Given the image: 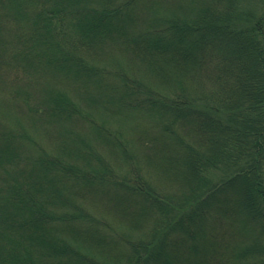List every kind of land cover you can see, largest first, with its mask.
Listing matches in <instances>:
<instances>
[{
  "label": "trees",
  "instance_id": "trees-1",
  "mask_svg": "<svg viewBox=\"0 0 264 264\" xmlns=\"http://www.w3.org/2000/svg\"><path fill=\"white\" fill-rule=\"evenodd\" d=\"M0 264H264V0H0Z\"/></svg>",
  "mask_w": 264,
  "mask_h": 264
},
{
  "label": "rangeland",
  "instance_id": "rangeland-1",
  "mask_svg": "<svg viewBox=\"0 0 264 264\" xmlns=\"http://www.w3.org/2000/svg\"><path fill=\"white\" fill-rule=\"evenodd\" d=\"M227 177V173H222L219 171H214L212 174V180L214 182H219Z\"/></svg>",
  "mask_w": 264,
  "mask_h": 264
}]
</instances>
